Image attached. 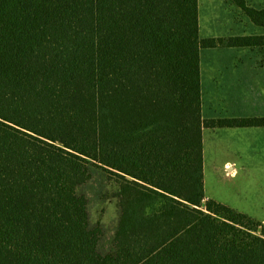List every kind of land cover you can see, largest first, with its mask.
<instances>
[{"label": "trees", "instance_id": "trees-1", "mask_svg": "<svg viewBox=\"0 0 264 264\" xmlns=\"http://www.w3.org/2000/svg\"><path fill=\"white\" fill-rule=\"evenodd\" d=\"M230 47L264 33L201 37L199 0H0V264H264V222L204 193L203 129L264 127L202 115L201 52Z\"/></svg>", "mask_w": 264, "mask_h": 264}, {"label": "rangeland", "instance_id": "rangeland-1", "mask_svg": "<svg viewBox=\"0 0 264 264\" xmlns=\"http://www.w3.org/2000/svg\"><path fill=\"white\" fill-rule=\"evenodd\" d=\"M200 36L255 33L253 24L242 11L227 0H199ZM232 68H264L262 53L247 49H203L201 52V87L204 117L229 116L225 105V80ZM260 87V86H258ZM217 98V103L214 99ZM238 113V112H237ZM212 131L205 129L204 193L249 216L264 222V160L259 163L240 158L244 149L233 144L238 138L221 135L212 144ZM219 141V143H218ZM263 138L258 140L261 145ZM242 149V150H241ZM250 151V150H248ZM247 152V151H246ZM243 152V153H246ZM232 161L235 172L226 161ZM99 174V173H98ZM86 188L89 194L91 220L103 227L102 249L108 248L118 219L113 196L116 186L100 179V174ZM101 182V183H100Z\"/></svg>", "mask_w": 264, "mask_h": 264}, {"label": "crops", "instance_id": "crops-1", "mask_svg": "<svg viewBox=\"0 0 264 264\" xmlns=\"http://www.w3.org/2000/svg\"><path fill=\"white\" fill-rule=\"evenodd\" d=\"M228 1V0H227ZM248 3L256 8H264V0H247ZM229 2V1H228ZM255 33H242V34H263L264 28H252ZM233 34V35H242ZM216 36V35H215ZM229 36V35H218ZM247 49L257 50L250 48L230 47V48H211V49ZM258 51V50H257ZM228 79L225 80L226 89L224 93L225 105L232 114L229 116L216 115L220 117H239V116H261L264 115V68H232L227 75ZM260 86V87H258ZM217 103V98L214 99ZM238 112V113H237ZM203 113V102H202ZM205 129H210L212 132L210 139L212 144L217 142L221 135L226 138H238L233 144L240 146L243 150L240 158L246 159L255 163L264 160V147L263 143L259 145V139L264 140V127H217V128H204L203 129V160L205 157ZM264 142V141H263ZM219 143V141H218ZM241 149V150H242ZM250 150V151H248ZM260 164V163H259ZM225 165L229 171L235 172V165L232 161H226ZM208 198V197H207Z\"/></svg>", "mask_w": 264, "mask_h": 264}]
</instances>
